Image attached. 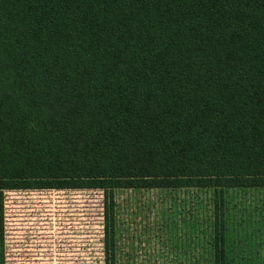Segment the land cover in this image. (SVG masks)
<instances>
[{"label": "trees", "instance_id": "1", "mask_svg": "<svg viewBox=\"0 0 264 264\" xmlns=\"http://www.w3.org/2000/svg\"><path fill=\"white\" fill-rule=\"evenodd\" d=\"M116 189L209 193L211 261L231 192L264 191V0H0V198ZM0 199V264L2 210Z\"/></svg>", "mask_w": 264, "mask_h": 264}, {"label": "rangeland", "instance_id": "2", "mask_svg": "<svg viewBox=\"0 0 264 264\" xmlns=\"http://www.w3.org/2000/svg\"><path fill=\"white\" fill-rule=\"evenodd\" d=\"M231 192L227 251L264 264V191ZM116 264H206L213 214L195 188L116 189ZM4 264H103V196L92 188L5 189Z\"/></svg>", "mask_w": 264, "mask_h": 264}]
</instances>
